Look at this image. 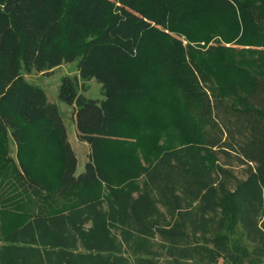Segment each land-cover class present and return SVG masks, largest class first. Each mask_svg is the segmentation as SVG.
I'll return each instance as SVG.
<instances>
[{
  "label": "trees",
  "instance_id": "1",
  "mask_svg": "<svg viewBox=\"0 0 264 264\" xmlns=\"http://www.w3.org/2000/svg\"><path fill=\"white\" fill-rule=\"evenodd\" d=\"M74 63L104 96L67 76L59 91L94 159L139 141L143 178L19 213V189L45 201L54 180H97L90 164L75 177L56 105L22 77ZM0 207V264H264V0H0Z\"/></svg>",
  "mask_w": 264,
  "mask_h": 264
},
{
  "label": "rangeland",
  "instance_id": "2",
  "mask_svg": "<svg viewBox=\"0 0 264 264\" xmlns=\"http://www.w3.org/2000/svg\"><path fill=\"white\" fill-rule=\"evenodd\" d=\"M66 76L76 78V83L78 86V96L82 95L86 98L99 101L104 98L101 90V85L95 79L84 81L81 78L80 74L76 72V63L58 66L51 71H47L46 73H33L31 75L22 74V77L25 78L30 84L41 88L45 92L48 102L56 105L66 133V141L70 146L75 158V177L84 174L86 172V166L90 164L92 168L97 171L96 173H94V175L97 177V180L96 182L90 180L88 183L89 185L80 188V193H60V191H58L57 189L60 182L54 180V182H52L50 185V188H53V191L50 194L49 199H45V201H42L43 199L41 200L33 196L32 188L25 191L19 189V191L16 192V197L13 199L18 203V206L16 208L18 209L17 212L19 213L22 210L29 214H31V212H39V206L43 209L44 212H57L66 210L71 205L80 204L81 202L95 198L96 192L93 188H96L99 182H101L100 184L103 187V193H107L109 189H111V187L133 188L134 185H140L139 183L143 178L144 170L147 166L148 153L139 141H135L138 144L136 153L132 157L130 156V154H127V156H122V162H120V157H114L115 153H113V151L115 148L107 147L105 150L108 152L107 155H109V157L107 158L110 160L112 159L110 162L115 163V161L117 160L116 165L114 164L113 167H107V163L101 164L100 161L98 162L94 159L91 144L86 139V136L79 133L78 129L76 128V112L78 110L76 101H74V103L70 105L59 98V91L62 80ZM5 95H7V92L5 93ZM94 137H96V135ZM41 140L42 142L40 145L39 154L43 157V160H46V165L47 162L50 161L54 150L50 143L44 141L43 138H41ZM44 142L51 146V152L44 151ZM9 146L10 155L14 159H16L17 144L12 138L10 139ZM141 152H144L145 154L143 160H140L139 158V154ZM107 169L109 171H112L109 175L111 179V181L108 182L109 184L106 182L104 176L98 175L100 172H104ZM54 170L55 167L51 169V171L53 172ZM233 171L238 176H241L243 173L242 169L237 167H233ZM121 175H124V177L127 175L132 176V182H129L128 180H122L124 179V177L122 178ZM93 178L94 176L91 179ZM34 191H38V188ZM44 194L46 193L44 192ZM9 209L0 207V211L2 212L10 211ZM19 215H22V213ZM3 216L4 217H1L0 215V219H4L5 221L11 220L10 215L9 217L7 215ZM12 218L14 219V217ZM220 264H222V262Z\"/></svg>",
  "mask_w": 264,
  "mask_h": 264
},
{
  "label": "crops",
  "instance_id": "3",
  "mask_svg": "<svg viewBox=\"0 0 264 264\" xmlns=\"http://www.w3.org/2000/svg\"><path fill=\"white\" fill-rule=\"evenodd\" d=\"M76 128H77V125H76Z\"/></svg>",
  "mask_w": 264,
  "mask_h": 264
}]
</instances>
